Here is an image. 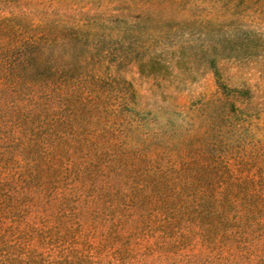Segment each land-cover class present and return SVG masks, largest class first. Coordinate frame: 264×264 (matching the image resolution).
Segmentation results:
<instances>
[{
    "label": "trees",
    "instance_id": "16d2710c",
    "mask_svg": "<svg viewBox=\"0 0 264 264\" xmlns=\"http://www.w3.org/2000/svg\"><path fill=\"white\" fill-rule=\"evenodd\" d=\"M190 2L191 19L171 24L0 0V83L24 86L39 115L34 139L0 152V264H264V138L217 66L264 57V0ZM169 40L222 89L198 122L162 125L101 72L114 43L167 72Z\"/></svg>",
    "mask_w": 264,
    "mask_h": 264
},
{
    "label": "rangeland",
    "instance_id": "374dc122",
    "mask_svg": "<svg viewBox=\"0 0 264 264\" xmlns=\"http://www.w3.org/2000/svg\"><path fill=\"white\" fill-rule=\"evenodd\" d=\"M183 1V9L182 5H174L168 9L156 5L151 10H146L150 3L144 0H53V6L60 5L63 7L62 13L83 19L112 15L114 19L118 16V21L125 23L134 21L140 15L141 19L154 23L167 17L174 24L183 19H191L192 3L190 0ZM34 21L39 22L37 18ZM172 26L164 29L168 30L164 32L184 30L183 27ZM170 40L173 43L172 37ZM170 40L164 50L157 53L166 61L167 72L152 74L149 67L141 68L137 59L132 56L120 58L119 43L112 45V53L104 61L101 72L111 79L129 82L139 97L140 107L156 111L157 119L162 125L167 124L168 119H172L176 125L182 124L185 122L184 118L191 115L198 122L199 107L222 96V89L210 67L198 63L192 65L187 61L178 62V52ZM157 45L160 47L159 42ZM217 66L225 84L243 91L246 99L243 107L253 113L251 133L255 138H264V57L224 58L218 61ZM38 117L24 86L0 83V152L13 150L34 139L38 133Z\"/></svg>",
    "mask_w": 264,
    "mask_h": 264
}]
</instances>
